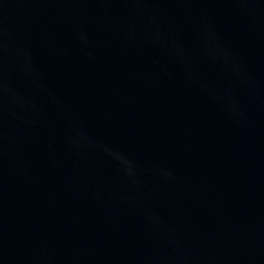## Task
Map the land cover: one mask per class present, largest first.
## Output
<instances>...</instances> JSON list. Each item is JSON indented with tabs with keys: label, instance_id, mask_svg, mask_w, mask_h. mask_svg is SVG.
Instances as JSON below:
<instances>
[{
	"label": "water",
	"instance_id": "water-1",
	"mask_svg": "<svg viewBox=\"0 0 264 264\" xmlns=\"http://www.w3.org/2000/svg\"><path fill=\"white\" fill-rule=\"evenodd\" d=\"M0 264H264V0H0Z\"/></svg>",
	"mask_w": 264,
	"mask_h": 264
}]
</instances>
